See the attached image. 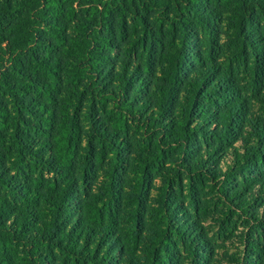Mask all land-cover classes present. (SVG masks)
<instances>
[{"label":"trees","instance_id":"16d2710c","mask_svg":"<svg viewBox=\"0 0 264 264\" xmlns=\"http://www.w3.org/2000/svg\"><path fill=\"white\" fill-rule=\"evenodd\" d=\"M72 2L0 0V264H264V0Z\"/></svg>","mask_w":264,"mask_h":264},{"label":"rangeland","instance_id":"374dc122","mask_svg":"<svg viewBox=\"0 0 264 264\" xmlns=\"http://www.w3.org/2000/svg\"><path fill=\"white\" fill-rule=\"evenodd\" d=\"M61 1H62L61 8H59L58 6L54 5L52 7V9H55L54 11H58L57 9H61V10H59V14L56 16V19H57L56 23L57 24H62L67 29V28H70L71 23H72L71 20L76 18L78 16V13H77V11H75V6L73 7L72 0H61ZM51 2H53V1H51ZM53 4H55V3L53 2ZM65 35H66L65 36L66 39L69 40L70 39L69 34H67L65 32ZM52 51L53 52L51 54L47 53L46 56L49 55V57L51 59H56V58L64 59L63 58V53L60 50L59 46H57V48H54ZM64 90H66V88H64ZM61 99L62 98H59V101L62 102L63 100H61ZM34 101H37V98H34ZM56 109L58 110L59 108L56 107ZM131 135H132V132L130 131V136H129L128 139H126V142L131 144L133 150L134 149L137 150L139 148H136V145L134 144L133 138L131 137ZM128 180H129L128 176L125 175V185H127L129 183ZM159 184H160L159 181L155 179L154 183H153V186H152V189L156 190L159 187ZM223 251L224 250H220L219 254H223ZM214 261H215V264H226V262L222 261L220 258H216Z\"/></svg>","mask_w":264,"mask_h":264}]
</instances>
